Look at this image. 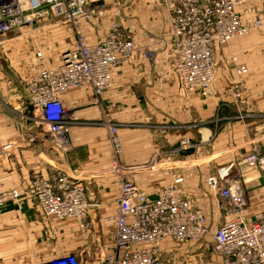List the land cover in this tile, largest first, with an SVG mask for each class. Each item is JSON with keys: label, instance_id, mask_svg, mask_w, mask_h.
<instances>
[{"label": "crops", "instance_id": "0c3cea01", "mask_svg": "<svg viewBox=\"0 0 264 264\" xmlns=\"http://www.w3.org/2000/svg\"><path fill=\"white\" fill-rule=\"evenodd\" d=\"M240 1L237 11L243 24L259 21L260 25L228 44L215 43V95L204 99L198 91L181 88L174 73L172 29L163 0H99L98 15L80 23L86 42L102 41L116 21L132 36L136 49L128 63L112 71V86L97 103L86 87L62 96L70 128L61 147L51 143L46 128L27 118L25 83L35 73L36 62L26 54L21 38L10 40L13 48L3 50L5 63L0 62V187L16 189L20 197L0 210V264L46 263L70 254L81 264L103 260L111 248L119 198L116 176L109 171L113 160L110 125L118 129L120 163L128 180L155 199L158 189L181 176V193L203 211L207 226L215 230L222 225L226 217L220 197L209 190L207 178L239 161L253 147L264 153V0ZM61 34L65 44L58 61L74 41L65 31ZM240 67L248 72L237 75ZM237 86L243 103L230 91ZM185 138L195 146L180 151L179 143ZM153 159L156 169L149 170ZM52 171H61L84 186L91 223L88 235L73 220L46 217L30 196L32 175L48 178ZM237 174L247 200L246 214L251 217L264 209V183L254 169L242 167ZM212 243L206 238L203 244L179 246L168 240L162 246V258L170 264H183L182 260L221 264Z\"/></svg>", "mask_w": 264, "mask_h": 264}, {"label": "built area", "instance_id": "2783aa9c", "mask_svg": "<svg viewBox=\"0 0 264 264\" xmlns=\"http://www.w3.org/2000/svg\"><path fill=\"white\" fill-rule=\"evenodd\" d=\"M98 1L0 0V44L11 31L30 25L42 10L60 17L67 30L74 34L72 47L60 55L53 68L43 63L41 52L35 53L39 64L25 83L24 100L30 110L27 118L46 128L51 143L58 147L66 145L70 128L62 96L86 87L92 91L97 103L99 96L112 86V71L128 63L136 49L132 36L116 21L110 24L102 41L86 42L80 23L98 15ZM163 2L170 17L171 46L175 56L173 70L180 87L185 91H198L204 99L212 98L217 75L215 43L225 45L244 37L260 22L243 24L237 11L240 0ZM247 72L245 67L236 69L237 75ZM230 91L243 103L239 86ZM108 134L113 155L109 171L116 176L119 198L113 216L115 230L111 248L99 264H170L169 260L162 258L164 242L169 240L179 246H196L203 244L206 238H211V250L221 264H264V209L248 217L244 190L230 175L233 164L217 169L207 178V186L220 197V209L226 217L222 225L211 230L203 211L181 193V176H174L170 184L158 189L155 199H150L128 180L127 171L120 163L122 143L117 127L110 125ZM192 147L190 140L185 138L180 141L178 150ZM240 161L247 168L256 170L264 183L263 152L253 147ZM155 167L153 159L147 168ZM30 186V196L46 217L57 221L73 220L83 235L89 234V204L80 180L61 171L50 172L48 178L34 173ZM19 197L18 190H2L0 187V210ZM38 264L81 262L76 255L70 254Z\"/></svg>", "mask_w": 264, "mask_h": 264}, {"label": "rangeland", "instance_id": "374dc122", "mask_svg": "<svg viewBox=\"0 0 264 264\" xmlns=\"http://www.w3.org/2000/svg\"><path fill=\"white\" fill-rule=\"evenodd\" d=\"M62 31H65V33H68L72 35V37H74V34L67 30V26L64 24L60 17H55L51 14V12L42 10L41 12H38V14L35 16L34 21L30 25L22 26L11 31L2 40L0 44V62L2 64L5 63V53H3V50L10 46V44L12 43V41L10 40L21 38V45L24 49H26V54L31 55V57H33V60L34 62H36V65L39 64V60L35 57L34 54L37 52H41L44 64H46V66H54L58 63V54L63 44H65V36L61 34ZM12 48L13 47L10 46L8 49ZM217 119L220 120V117L217 116ZM214 126L216 127V129H219L220 122H214ZM194 146L195 145L193 144V147ZM240 160L233 163L234 165L230 169V175H232V177L241 184V177L239 174H237V172L242 167L244 168L246 166L241 164ZM152 169L153 168L149 170ZM193 254L196 255L198 254V252H194ZM197 259L198 256H195L194 258L192 257V262L194 263ZM182 262L183 264H186V262H184L183 260Z\"/></svg>", "mask_w": 264, "mask_h": 264}]
</instances>
